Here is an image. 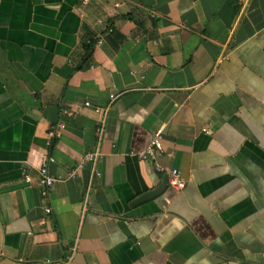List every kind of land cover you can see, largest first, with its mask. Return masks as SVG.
<instances>
[{
    "label": "crops",
    "instance_id": "1",
    "mask_svg": "<svg viewBox=\"0 0 264 264\" xmlns=\"http://www.w3.org/2000/svg\"><path fill=\"white\" fill-rule=\"evenodd\" d=\"M0 264H264V0H0Z\"/></svg>",
    "mask_w": 264,
    "mask_h": 264
},
{
    "label": "built area",
    "instance_id": "2",
    "mask_svg": "<svg viewBox=\"0 0 264 264\" xmlns=\"http://www.w3.org/2000/svg\"><path fill=\"white\" fill-rule=\"evenodd\" d=\"M113 96H110V99H112ZM88 102H84V105H87ZM94 110L96 112H102V118H104L105 112L107 108H99V107H94ZM62 113L66 116H69L71 113L67 110H63ZM63 128V122H59L56 126L52 127L51 130L49 131V136L52 135H57L58 134V129ZM103 129V119H101L100 125L95 129L96 134L100 135ZM203 131H206L203 129ZM162 136V127L156 128L153 133L151 134L147 146L140 150L139 152L134 153V155L137 158L140 159H145V158H151L153 159L156 154L160 152L161 146H160V139ZM98 151L97 149L93 150L92 152L86 153L83 156V161L88 162L91 165V172L94 173L95 175H98V172L93 170V163L95 161V158L98 156ZM155 169L157 171H163V168L160 167L158 164L155 165ZM73 171L71 170L68 173V176H73ZM37 174H38V183L40 185V195L44 196L46 193L53 187L54 182L56 181V178L50 176L47 173L46 167L44 165L40 166L37 169ZM167 186L173 190H179L183 187V180L179 177L177 171L175 169H171L167 171ZM29 181V176L24 175V182ZM44 211L47 212L48 208H44ZM69 259V256L66 257V260Z\"/></svg>",
    "mask_w": 264,
    "mask_h": 264
},
{
    "label": "water",
    "instance_id": "3",
    "mask_svg": "<svg viewBox=\"0 0 264 264\" xmlns=\"http://www.w3.org/2000/svg\"><path fill=\"white\" fill-rule=\"evenodd\" d=\"M167 186V177L163 176L160 183L153 189H149L143 193H141L140 195H138L136 198H134L131 201L130 205H137L149 200H152L154 198H156L157 196H159L161 193H163V191L165 190Z\"/></svg>",
    "mask_w": 264,
    "mask_h": 264
},
{
    "label": "trees",
    "instance_id": "4",
    "mask_svg": "<svg viewBox=\"0 0 264 264\" xmlns=\"http://www.w3.org/2000/svg\"><path fill=\"white\" fill-rule=\"evenodd\" d=\"M91 47H92V42L91 40H88L86 42H83V56H82V60L84 62H86L89 57H90V53H91Z\"/></svg>",
    "mask_w": 264,
    "mask_h": 264
}]
</instances>
